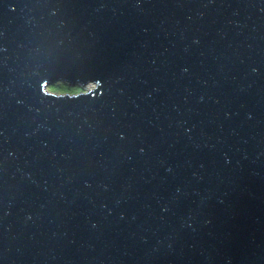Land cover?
Listing matches in <instances>:
<instances>
[{"label":"water","instance_id":"obj_1","mask_svg":"<svg viewBox=\"0 0 264 264\" xmlns=\"http://www.w3.org/2000/svg\"><path fill=\"white\" fill-rule=\"evenodd\" d=\"M0 264H264V0H0Z\"/></svg>","mask_w":264,"mask_h":264},{"label":"rangeland","instance_id":"obj_2","mask_svg":"<svg viewBox=\"0 0 264 264\" xmlns=\"http://www.w3.org/2000/svg\"><path fill=\"white\" fill-rule=\"evenodd\" d=\"M92 88H93V85H91V84L87 85L85 87H81L79 85L71 86L67 83L59 82V83H55V84L50 85L47 88V91L49 93H52L55 95H65V94L76 95V94H79L81 92H88Z\"/></svg>","mask_w":264,"mask_h":264},{"label":"bare ground","instance_id":"obj_3","mask_svg":"<svg viewBox=\"0 0 264 264\" xmlns=\"http://www.w3.org/2000/svg\"><path fill=\"white\" fill-rule=\"evenodd\" d=\"M90 87V86H89Z\"/></svg>","mask_w":264,"mask_h":264}]
</instances>
